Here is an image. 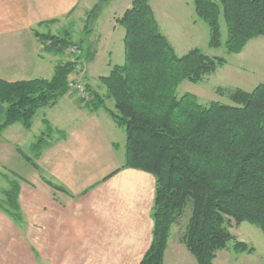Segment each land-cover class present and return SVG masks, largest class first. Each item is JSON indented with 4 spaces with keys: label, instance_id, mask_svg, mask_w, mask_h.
I'll use <instances>...</instances> for the list:
<instances>
[{
    "label": "trees",
    "instance_id": "1",
    "mask_svg": "<svg viewBox=\"0 0 264 264\" xmlns=\"http://www.w3.org/2000/svg\"><path fill=\"white\" fill-rule=\"evenodd\" d=\"M103 1L110 0H100L89 17L101 10L98 6ZM193 2L196 15L209 28L211 48L223 45L221 17L227 27L224 45L229 54L242 53L251 40L264 36V0ZM116 23L125 30L124 63L113 65L109 75L100 78L105 95L87 85L93 99L80 102L97 112L112 99L115 110L108 112L126 134L125 163L105 180L122 169L155 177L153 239L139 264H164L172 228L189 208L181 241L198 264H213L230 242L235 253H254L255 248L239 241L230 228L232 222L235 226L247 222L264 235V83L251 92H232V105L218 101L202 105L191 93L178 98L182 82L200 83L224 66L226 59L209 57L197 48L178 55L160 28L151 0H133ZM36 35L45 49L57 55H64L71 46L80 51L83 47L68 30L61 35ZM75 64L72 58L58 65L50 80L0 79V118H4L0 139L14 124L30 130L38 110L56 105L67 94L75 95L69 89ZM45 125L47 132L31 147L36 158L52 131L47 121ZM18 152L38 167L21 149ZM20 191L19 183L13 181L0 201V209L16 224L23 222Z\"/></svg>",
    "mask_w": 264,
    "mask_h": 264
},
{
    "label": "crops",
    "instance_id": "2",
    "mask_svg": "<svg viewBox=\"0 0 264 264\" xmlns=\"http://www.w3.org/2000/svg\"><path fill=\"white\" fill-rule=\"evenodd\" d=\"M111 3L113 0L102 12L110 9ZM87 6L88 0H0V79L50 80L55 68L70 59L45 49L36 32L63 34L67 28L58 30L60 21ZM123 13H114L104 22L101 14L87 32L82 22L80 42L88 65L86 82L94 93L105 95L100 78L108 76L112 66L121 65L124 58L125 30L116 23ZM90 72L98 78L95 86L88 77ZM109 110L106 100L103 108L91 112L71 94L49 107L48 117L42 120L43 133L47 132L45 121L52 131L37 163L50 177L40 176L43 180L38 183L21 187L22 223L16 224L1 212L0 264L141 262L153 239L155 184L151 174L136 169H122L105 180L123 166L126 144L125 131L116 125ZM18 124L5 129L0 139V152L12 158L19 155L20 141L7 139L6 134L14 131L23 140L34 127V122L30 130ZM119 152L123 157L120 160ZM45 180L65 191L54 189ZM174 233L172 230L164 264H198ZM223 251L217 253L213 264H231V257L238 262V256Z\"/></svg>",
    "mask_w": 264,
    "mask_h": 264
},
{
    "label": "rangeland",
    "instance_id": "3",
    "mask_svg": "<svg viewBox=\"0 0 264 264\" xmlns=\"http://www.w3.org/2000/svg\"><path fill=\"white\" fill-rule=\"evenodd\" d=\"M99 1L100 0H88V6L84 7L83 10L78 9L70 15V17L68 16L61 20L57 25L58 30L66 27V30L69 29L70 32L72 31L73 41L81 43L80 37L83 21L84 25H88V28H91L95 19L101 14V21H107L111 15H114V13L121 15V13L125 11L126 5L130 3V0H113V3H111V10L106 9L105 12H102V10L95 11L93 15L89 17L92 14L91 10L94 8L93 6L99 3ZM110 2L111 0L107 3L103 1L98 7L102 9ZM151 6L155 12L156 19L158 20L162 32L174 46L178 55H184L189 50L197 48L209 57H222L227 61L224 66L218 67L214 73L205 76L198 84H193L189 81L182 82L176 91V96L178 98H181L186 93H191L197 96L199 103L202 105H207L212 101L232 105L229 98L232 92L238 89L251 92L256 86L264 83V36L251 40L242 53L238 55L229 54L224 45L227 39V27L223 17L220 18L223 45L220 48L214 49L209 46V28L196 15L193 0H151ZM91 7L92 9L89 11ZM113 11L114 13H112ZM88 17L90 18V22L87 23L85 20ZM70 21H72V25L68 26ZM64 55L70 60L73 58L70 53H67V51ZM59 56L62 57L61 55ZM81 58L86 63V73L84 76V81L86 82L88 65L82 55ZM121 61L123 63L124 58H122ZM88 77L91 84L95 86L94 83L98 81V78L91 74V72L88 74ZM74 96L80 98L77 94ZM107 105L112 110H115L114 101L112 99L107 100ZM48 114L49 107L42 108L37 112L34 118L33 130L30 135H27L23 140L17 138L16 133H13L14 131H10L6 134L7 139L20 141L18 143L23 153L32 158L37 165L38 158L35 157V152H33L30 146L32 143L35 144L39 140L41 134L45 130L42 120L45 117L47 118ZM3 120L4 118L1 117L0 123H2ZM18 126L23 128L21 124H18ZM45 139L48 140L47 137H45ZM43 152L44 148L41 150V155H43ZM124 152L125 149L123 150V153ZM121 153L122 152H119L118 154L117 159L119 160L123 158ZM123 162L125 163V155ZM89 172L92 171L88 170V173ZM98 173L102 172H97V174ZM40 176L47 179L50 177L48 176V171L45 170L43 166L38 165L36 168L28 163L20 153L19 155L17 154V157L12 158L9 157L7 153L3 154L0 152V201L5 199L2 192L9 189L11 182L17 181L20 187L25 188L24 186L26 185L32 186L33 184L38 183L39 180H43ZM150 176L153 178L155 184V177L153 175ZM1 212L6 218L9 217L0 209V214ZM189 217L190 208L185 212L179 222L173 226L172 230L177 237L180 238L184 233ZM0 225H3L1 221ZM230 231L239 241L245 242L250 247L255 248V252L252 254H235L233 251L234 242H230L223 252L230 254L229 256L236 255L239 259L238 262L235 263V259L231 257V264H264V235L258 227L247 222L242 223L240 226H235V223L232 222Z\"/></svg>",
    "mask_w": 264,
    "mask_h": 264
},
{
    "label": "built area",
    "instance_id": "4",
    "mask_svg": "<svg viewBox=\"0 0 264 264\" xmlns=\"http://www.w3.org/2000/svg\"><path fill=\"white\" fill-rule=\"evenodd\" d=\"M67 53H70L72 57L75 59V70L73 72V76L69 81V89L70 91L77 94L84 103H87L93 99L92 93L88 90L87 84L84 81V76L86 73V63L81 58L80 48L77 46H71Z\"/></svg>",
    "mask_w": 264,
    "mask_h": 264
}]
</instances>
